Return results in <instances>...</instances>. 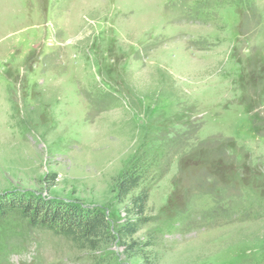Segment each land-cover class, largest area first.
Masks as SVG:
<instances>
[{
	"label": "rangeland",
	"instance_id": "1",
	"mask_svg": "<svg viewBox=\"0 0 264 264\" xmlns=\"http://www.w3.org/2000/svg\"><path fill=\"white\" fill-rule=\"evenodd\" d=\"M130 169L158 264H264V0H0V196L100 210L114 234ZM0 264L139 261L15 210Z\"/></svg>",
	"mask_w": 264,
	"mask_h": 264
},
{
	"label": "trees",
	"instance_id": "2",
	"mask_svg": "<svg viewBox=\"0 0 264 264\" xmlns=\"http://www.w3.org/2000/svg\"><path fill=\"white\" fill-rule=\"evenodd\" d=\"M52 180L54 176L50 177ZM140 175L133 169L124 172L114 184L115 198L123 205L124 222L113 234L100 210H82L76 205L55 202L41 195L12 194L0 196V217L20 210L30 225L62 236L75 246L96 253L117 241L139 264H158L149 250L150 243H140L135 236L148 223V192L140 185Z\"/></svg>",
	"mask_w": 264,
	"mask_h": 264
}]
</instances>
